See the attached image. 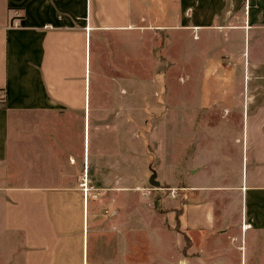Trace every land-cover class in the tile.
<instances>
[{"label":"crops","instance_id":"obj_1","mask_svg":"<svg viewBox=\"0 0 264 264\" xmlns=\"http://www.w3.org/2000/svg\"><path fill=\"white\" fill-rule=\"evenodd\" d=\"M155 22L183 32L185 65L216 51L217 85L242 87L237 156L198 148L191 165L208 168L191 170L183 208L169 200L184 264H264V0H0V253L9 264H118L113 245L129 252V167L114 120L128 119L130 85L144 83V43L130 39ZM208 174L212 184L192 179Z\"/></svg>","mask_w":264,"mask_h":264},{"label":"rangeland","instance_id":"obj_2","mask_svg":"<svg viewBox=\"0 0 264 264\" xmlns=\"http://www.w3.org/2000/svg\"><path fill=\"white\" fill-rule=\"evenodd\" d=\"M167 26V22L144 23L145 39H130L144 43L145 69L139 73L144 83L130 85L128 119L114 120L123 134L122 157L129 167L130 191L129 252L121 256L120 249L113 245L118 264L121 258L123 264H184L183 237L172 229L169 200L175 199L176 207L183 208L186 178L193 168H208L205 160L191 165L192 157L196 161L198 148L208 150L219 145L230 158L237 156L235 142L243 124L239 113L242 98L238 101L242 87L237 86L238 81L236 86L217 85L213 78L216 51L209 58L199 54L194 66L185 65L183 32L169 33ZM200 45L198 42L196 46L199 50ZM235 60L238 63L237 57ZM207 64L209 73L204 72L202 77L201 67ZM232 66L237 79L238 65ZM131 73L130 78H135ZM191 73L194 78L190 81ZM222 90L227 91L225 102L218 98ZM232 163L231 160L230 167ZM210 175H193L192 179L196 184H212ZM143 221L142 230L139 226ZM156 227L160 237L153 239L151 229ZM5 258L1 252L0 264H9Z\"/></svg>","mask_w":264,"mask_h":264},{"label":"built area","instance_id":"obj_3","mask_svg":"<svg viewBox=\"0 0 264 264\" xmlns=\"http://www.w3.org/2000/svg\"><path fill=\"white\" fill-rule=\"evenodd\" d=\"M15 16L17 17V18H19L20 17V13L19 12H15ZM86 190V193L88 192V189H85Z\"/></svg>","mask_w":264,"mask_h":264},{"label":"water","instance_id":"obj_4","mask_svg":"<svg viewBox=\"0 0 264 264\" xmlns=\"http://www.w3.org/2000/svg\"><path fill=\"white\" fill-rule=\"evenodd\" d=\"M152 183L155 184V182L153 180H152ZM155 185H159V184L156 183Z\"/></svg>","mask_w":264,"mask_h":264}]
</instances>
